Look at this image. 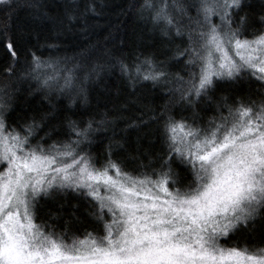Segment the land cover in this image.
<instances>
[{
    "label": "snow or ice",
    "instance_id": "snow-or-ice-1",
    "mask_svg": "<svg viewBox=\"0 0 264 264\" xmlns=\"http://www.w3.org/2000/svg\"><path fill=\"white\" fill-rule=\"evenodd\" d=\"M0 264H264V0H0Z\"/></svg>",
    "mask_w": 264,
    "mask_h": 264
},
{
    "label": "trees",
    "instance_id": "trees-1",
    "mask_svg": "<svg viewBox=\"0 0 264 264\" xmlns=\"http://www.w3.org/2000/svg\"><path fill=\"white\" fill-rule=\"evenodd\" d=\"M109 3L113 2V0H108ZM116 2H120V0H116ZM17 23H26L25 20V14H20V19L16 21ZM100 23L103 25L105 21L101 20ZM131 23L130 21L128 22ZM107 35V32H101L99 39H103V36ZM146 39H149L146 37ZM118 86L123 88V85L119 81L118 77L113 75L111 78L106 79L104 82H102L100 85H98L95 90L93 91V104H95V98L97 94L103 95L105 89H109L114 91ZM42 103L41 98L39 96H29L27 86L24 87V90L19 94L17 97L15 104L17 107L16 113L13 114V116L17 114H22L21 109H29V108H36ZM237 242L240 243V246H244V239L238 234L234 235L230 240H227L224 243L225 247H231L234 246Z\"/></svg>",
    "mask_w": 264,
    "mask_h": 264
}]
</instances>
